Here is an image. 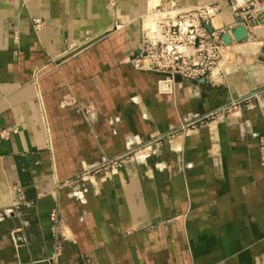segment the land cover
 Returning <instances> with one entry per match:
<instances>
[{"label":"crops","instance_id":"obj_1","mask_svg":"<svg viewBox=\"0 0 264 264\" xmlns=\"http://www.w3.org/2000/svg\"><path fill=\"white\" fill-rule=\"evenodd\" d=\"M167 1L0 0V211L15 210L0 264H264V25L205 81L164 89L129 58ZM218 1L230 31L239 19Z\"/></svg>","mask_w":264,"mask_h":264},{"label":"built area","instance_id":"obj_2","mask_svg":"<svg viewBox=\"0 0 264 264\" xmlns=\"http://www.w3.org/2000/svg\"><path fill=\"white\" fill-rule=\"evenodd\" d=\"M226 7L248 31L251 27L264 25V0H227ZM222 11L218 0L183 9L177 7L174 0H169L152 8L145 17L142 46L130 56L129 62L137 70L159 73L170 83L179 79H208L223 59L226 45L223 35L231 32L215 26ZM208 26L212 27V32ZM226 110L227 107L211 115ZM260 156L264 163V136L260 138ZM14 212V209L0 211V221Z\"/></svg>","mask_w":264,"mask_h":264},{"label":"rangeland","instance_id":"obj_3","mask_svg":"<svg viewBox=\"0 0 264 264\" xmlns=\"http://www.w3.org/2000/svg\"><path fill=\"white\" fill-rule=\"evenodd\" d=\"M215 111L216 110H214L212 112H215ZM235 111H236V106L232 105V106H227V110L221 114H215L212 116L211 115L212 112L208 113L207 115H205L201 118H198L196 120L191 121L190 123H188L186 125H183L180 129L174 130L173 132H171L166 137L159 139L158 142H156V143H163L164 141H166L168 139H172L178 135H182V134L188 135L192 131H194L195 129H197L201 126H204L209 122L220 120L221 118L225 119V118L230 117L233 113H235ZM156 143L153 142V143H149V144H146L144 146H141L138 149H136L135 151L129 153L128 155L121 157V159L112 161L110 163H106L105 165H103L101 168L97 169L93 173L113 170L114 168L122 167L123 165H125L126 163H128L130 161H140L143 158H147L152 154L153 145Z\"/></svg>","mask_w":264,"mask_h":264},{"label":"water","instance_id":"obj_4","mask_svg":"<svg viewBox=\"0 0 264 264\" xmlns=\"http://www.w3.org/2000/svg\"><path fill=\"white\" fill-rule=\"evenodd\" d=\"M252 25L254 26V23L252 22ZM209 31H213L211 26H208ZM249 37V31L247 30L246 26L244 24H241L234 29L231 30V32H227L223 35V40L226 45H231L233 41L241 42L246 40ZM205 81V79H203Z\"/></svg>","mask_w":264,"mask_h":264},{"label":"bare ground","instance_id":"obj_5","mask_svg":"<svg viewBox=\"0 0 264 264\" xmlns=\"http://www.w3.org/2000/svg\"><path fill=\"white\" fill-rule=\"evenodd\" d=\"M219 22H220V21H219L218 18H217V19L215 20V25L218 26V25H219ZM147 26H148V24H147ZM258 26H262V25H257V27H258ZM223 52H224V50H223ZM163 84L165 85V86L163 87L164 89H170V88L172 87V86H171L172 83H170V82H168V81H165V82L163 81ZM165 91H167V90H165Z\"/></svg>","mask_w":264,"mask_h":264}]
</instances>
